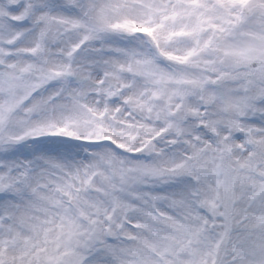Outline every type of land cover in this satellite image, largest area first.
Returning <instances> with one entry per match:
<instances>
[{
  "label": "snow or ice",
  "instance_id": "snow-or-ice-1",
  "mask_svg": "<svg viewBox=\"0 0 264 264\" xmlns=\"http://www.w3.org/2000/svg\"><path fill=\"white\" fill-rule=\"evenodd\" d=\"M0 264H264V0H0Z\"/></svg>",
  "mask_w": 264,
  "mask_h": 264
},
{
  "label": "bare ground",
  "instance_id": "bare-ground-1",
  "mask_svg": "<svg viewBox=\"0 0 264 264\" xmlns=\"http://www.w3.org/2000/svg\"><path fill=\"white\" fill-rule=\"evenodd\" d=\"M163 2V0H142V2L144 3H148V2H151L155 5H157L156 3L157 2ZM129 2H132V0H129ZM158 6V5H157ZM142 9L140 8H137L135 10V15H140L142 13ZM194 18L191 17L190 15H184L182 16V19L180 21H178V26L179 24H188V25H191V21L193 20ZM195 20V19H194ZM257 23L258 22H255L253 21V23L250 25V28H255L257 26ZM181 39H176L175 42H174V47H175V50H179L178 53H181V52H184L186 51L188 48H190L192 46V40L190 37H185L184 39H182V37H180ZM105 68L107 69L108 71V78H105V83L103 86H100V85H96L94 84V80L93 78L89 77V73L90 72H95L98 68ZM119 65L117 62L115 61H107L105 63H101L99 65H96V66H91L89 62L87 61H80L79 64L77 65V71L80 72L83 76V87L82 89H84L85 87L87 86H94V88L96 90H100V91H107L109 90V88L111 87V85H115L116 83H123V74L122 72H118L117 69H118ZM96 69V70H94ZM126 71V70H125ZM100 80V78H99ZM119 80V81H117ZM118 88V87H117ZM138 90L140 89V85L137 86ZM81 89V90H82ZM117 91V90H116ZM114 106H117L116 104H114ZM91 107V104L90 103H85L84 102V107L82 108V111L85 112V115H87V110ZM141 115L140 113H137V116ZM120 118V117H119ZM128 120V119H127ZM123 121H126V119H118L115 123V125L117 126V128H120L122 126V122ZM104 124H105V127H108V126H111L113 124H110L108 122V120H105L104 121ZM126 131L128 129H125ZM134 131V129H133Z\"/></svg>",
  "mask_w": 264,
  "mask_h": 264
},
{
  "label": "rangeland",
  "instance_id": "rangeland-1",
  "mask_svg": "<svg viewBox=\"0 0 264 264\" xmlns=\"http://www.w3.org/2000/svg\"><path fill=\"white\" fill-rule=\"evenodd\" d=\"M168 2H169V0H163V2L162 1L161 2H157L156 4L158 6H163V5H166ZM172 3H175V0H172ZM193 24H195V20L194 19L191 21V25H193ZM184 38L185 37H182V39H184ZM176 39H181V38L180 37H177ZM176 51H177V53L179 52L178 49ZM94 70H96V69H94ZM101 71L104 72V76L105 75H107V76L109 75L107 69L101 68V67L98 68L95 72H90L89 73V77L93 78V80H94L93 82L96 85H100L99 84V78H100V72ZM117 81H119V80H117ZM121 84L122 83H120V84L119 83H116L113 86L111 85V87L109 88V89L113 90L114 95L115 94H118V92H116V90L120 89L119 88V85H121ZM97 92L101 93V95L99 97L96 96V93ZM104 92H106V91L96 90L94 88V86L93 87L92 86H87V87H85L84 89L81 90V93H82L83 98H84V102L91 104V107L89 109L93 110V114H95V109L97 108L98 101H99V107H100V109L102 110L104 108V99H105L104 98V95H103ZM116 107L117 106H114V104H113L111 106V108L109 109L110 116L106 120H108V122L110 124H115L116 121L118 119H120V118L121 119H126V120L128 119L127 115L123 112V109L122 108H121V111H120V114H119V117L120 118H118V119H112L111 117L112 116H115V109H116Z\"/></svg>",
  "mask_w": 264,
  "mask_h": 264
}]
</instances>
